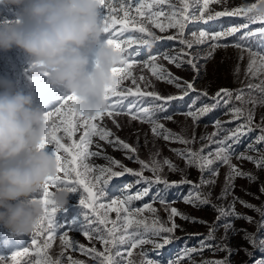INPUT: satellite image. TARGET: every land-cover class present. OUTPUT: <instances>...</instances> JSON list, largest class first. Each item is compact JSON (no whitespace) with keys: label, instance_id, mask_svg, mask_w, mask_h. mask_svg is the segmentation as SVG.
I'll use <instances>...</instances> for the list:
<instances>
[{"label":"snow or ice","instance_id":"6c2138e0","mask_svg":"<svg viewBox=\"0 0 264 264\" xmlns=\"http://www.w3.org/2000/svg\"><path fill=\"white\" fill-rule=\"evenodd\" d=\"M101 8L104 10L103 25L105 36V45L112 47L121 55L119 66L112 69L113 75L116 78L115 85L108 89L105 95L106 108L102 112H98L92 116H83L74 108L75 96L66 95L63 97H54L58 103L56 107L45 113L46 122L49 125V132L45 138L44 147L46 144L55 145V158L57 160V175L49 177L42 191L37 195V199L43 204V216L36 223L31 240V249L29 247L16 251L10 258L0 257V264H21L20 257L35 256L33 264H63V251L61 256L53 259L48 249L52 247V243L57 236L59 237L61 247L64 250L72 249L79 251L83 255L89 256L96 264H159V261L153 259L150 251H158L173 240V234L180 227L175 223V217L179 216L182 220L193 223H207L206 221H196L195 218L180 213L176 208H171L168 216V221H161L156 215L157 209L153 207V203L159 197H151V202L144 203L142 207H133V201L143 200L144 197L150 196V191L153 184H163L166 188L178 186L180 184L192 185V191L185 197V202L192 204L194 207L203 205H211L216 212V221L219 222L227 216H234L236 219H245L252 222V217L242 216L235 212V203L239 199L233 198L232 203L228 208L213 204L210 197L211 193L203 191L204 186L214 185L215 177L219 174V169L212 170V166L217 162L227 165L228 172L225 178V185L218 199H225L230 193V189L234 186L236 177H247L249 180L256 178L247 172L241 171L236 165L232 164L233 144H237L240 138L247 133L253 131L254 111L245 110L243 107L234 106L231 109L233 121H241L234 129L228 130L227 134L220 139H214L218 133L213 132L209 139L216 144L214 151L204 154V146L200 149L186 147L185 149H170L176 153L178 157L185 160L186 167H196L201 178L199 183L188 180L186 177L180 181H169L161 175L164 166H167L171 172H181L183 169L178 168L171 160L165 158L162 162L152 158L145 161L135 155L137 149L125 143L116 137L115 141L109 140V137L114 134L101 127V121L105 115L113 117V114L120 115L122 111L127 109L131 114V119L139 120L141 123L151 125V130L155 136L161 137L165 141L190 145L195 143V136L191 139L180 134L173 133L165 128L161 123L154 119L156 112L166 111L168 105L173 101H183L190 93H197L196 99L200 96H208L206 91L197 92L193 81H184L180 77L174 76L172 73L163 69L158 63V56L162 55L163 59L170 64H175L176 67H181L183 63L191 65L193 71H198L195 58H189L186 61L184 56H190L188 52L181 50L177 56H170L167 53L148 54L143 52L144 48L151 50L152 45L157 41L162 40H178L185 48L191 49L193 42L185 38V30L188 24L192 21H203L205 24L208 21L217 20L221 17H241L242 20L224 29L222 31H208L205 29L199 32H191V36L195 38L196 44H203L206 41H212L211 49L215 50L219 47V41L225 40L228 37H235L239 33L234 47L241 50V59L243 53L247 52L249 62L246 69V75L257 77L264 74V52L253 50L251 43L264 42V15L258 14L260 5L264 4V0H256V3L241 5L233 9H229L227 0H178V4H173L169 0H99ZM167 3L168 10L165 11L163 5ZM225 5L222 11H215L210 8L211 4ZM194 9L190 12V8ZM122 13V15H121ZM163 17V20H161ZM117 25H120L117 29ZM259 25L258 27H252ZM159 29L160 32H165L168 29H175L174 35L159 36L153 31ZM128 33L127 39H122ZM139 33L140 35H135ZM136 46V47H134ZM227 47L228 45H223ZM132 49L131 52L128 49ZM211 55V53H209ZM138 57H146L140 58ZM134 65H139L142 69H147L152 76L158 81H164L173 85L180 90V95L162 96L156 91L142 90L141 84L145 88L154 87L150 80H146L143 75L139 77L133 74ZM239 69L237 68V74ZM48 75V73H44ZM131 80L135 87L122 88L121 85L125 80ZM249 90H258L261 94V99L249 100L248 102L255 107L257 104L264 105V79L258 84L249 83ZM129 96L137 98V101L129 102L124 105V101ZM112 97L117 99L111 104L108 102ZM139 98H151L150 100L140 101ZM245 92L243 89L233 91L222 88L211 97L216 101L211 105L204 104L201 107H195L196 101L193 100L189 106V110L183 115L190 118L193 123L199 121L200 117L211 112L221 100L225 104L233 100L244 102ZM146 104L147 106H143ZM139 105V106H138ZM133 109L135 111H133ZM165 120H172L170 115L164 116ZM93 121H97L94 123ZM113 123L116 121L113 119ZM119 127V124L116 125ZM215 126L221 129V122L216 121ZM260 131L256 143H264V117L258 125H255ZM80 130L82 134L78 140H74L73 136ZM62 131L64 136H58L57 133ZM99 137L100 140L108 143H115L128 150L132 155H128V159L140 165V169L133 170L126 167L120 161L111 157H105L108 160L107 166H93L88 163L89 157L99 156L100 153L90 151L89 146L92 144V138ZM66 138V139H65ZM205 137H201V140ZM64 140L65 142H62ZM67 141H71L68 143ZM99 147V145H97ZM252 146H250V149ZM254 150V149H253ZM158 155V154H157ZM237 159L248 160L256 165L257 168H264V153L258 156L239 154ZM114 167L122 169L115 171ZM145 171L151 172L152 176L144 175ZM211 171L213 179H204L203 173ZM63 173V176L59 175ZM125 174H131L138 177L136 184L144 183L147 187L142 190L131 192L132 184L124 185L121 195L108 197L107 187L109 182L114 177H122ZM56 187L57 190H65L70 192L79 191V204L82 207L80 216L74 218L68 225L59 224L56 221L58 208L53 200V192L50 188ZM261 192H264V185L261 186ZM108 198V202L104 203V198ZM161 204H166V201L160 199ZM246 208H253L262 217L259 222V227L264 228V209L257 208L243 200L239 201ZM167 210V209H166ZM109 213H115V219H111ZM150 213L151 217L145 215ZM82 217V218H81ZM95 225V227H94ZM111 225V227H109ZM103 226V228H101ZM225 230L232 229V224L226 223L223 225ZM67 227L68 231L61 232L60 230ZM73 229L79 230L89 241H99L102 245V250H98L95 246L86 248L85 245L69 238L68 232ZM215 226L209 228L207 238L200 241L199 248L186 247L176 262L170 264H180L181 259L191 260L193 253H202L208 248H218L220 251H226L231 255V249L226 245H212L209 240H215ZM245 238H248L246 234ZM250 242L253 247L257 246V239L252 236ZM152 245V248L146 249L144 246ZM260 246H264V240L259 241ZM123 246V247H121ZM139 249L137 255L139 259H132L133 250ZM247 252V249H245ZM126 253V255L124 254ZM251 255V253H248ZM117 257H120L117 260ZM68 264H85L84 261L68 257ZM202 264H229L227 258L219 260H205ZM256 264H264V260H258Z\"/></svg>","mask_w":264,"mask_h":264},{"label":"rangeland","instance_id":"374dc122","mask_svg":"<svg viewBox=\"0 0 264 264\" xmlns=\"http://www.w3.org/2000/svg\"><path fill=\"white\" fill-rule=\"evenodd\" d=\"M173 4H178V0H169ZM256 3V0H227V7L231 10L235 7L247 4ZM225 5L211 4L210 8L215 11H222ZM165 11L168 10L167 3L163 5ZM190 8V12L194 9ZM24 5H13L0 2V22L18 23L23 16ZM122 15V13H121ZM104 10H100V19L103 20ZM163 20V17H161ZM242 20L241 17H221L217 20L208 21L206 24L203 21H192L188 24L185 30V38L193 42L191 49L185 48L178 40H162L157 41L152 45L151 50L144 48L143 52L148 54L167 53L170 56H177L183 49L184 52H188L190 56H184L186 61L189 58H195L198 71H193L191 65L183 63L181 67H176L175 64H170L167 60L163 59L162 55L158 56V63L163 69L172 73L176 77L182 78L184 81H193L197 92L208 93V96H200L197 100V93H190L184 98L183 101L171 102L166 111L156 112L154 119L165 126V128L171 130L173 133L180 134L186 138L191 139L195 136V143L190 145H183L180 143L165 141L161 137L155 136L151 130V125L148 123H141L138 119H131V114L127 112L125 108L120 115L113 114V117L107 115L99 121L101 127H105L110 130L114 135L109 137V140L115 141L116 137L125 143L131 145L137 149L135 155H138L140 159L149 161L155 158L159 161H163L165 158L171 160L178 168L183 169L181 172H171L167 166H164V170L161 173L163 177L171 181H180L186 177L188 180L195 183L200 182L201 173L196 167H186L185 160L178 157L175 152L170 149H185L186 147H192L194 149H200L204 146V154L210 151H214L216 144L212 142L208 137L213 132H217L218 135L214 139H220L227 134L228 130L234 129L241 121H232L233 117L231 109L234 106L243 107L246 111H254V125L253 131L247 133L240 138L239 143L233 144L234 155L232 157V164L236 165L241 171L251 173L256 179L249 180L247 177H236L234 180V186L230 189L229 195L225 199H218L225 185V178L228 172L227 165H223L217 162L212 166V170L219 169V174L215 177L214 185H206L203 188L205 193H211V201L213 204L228 208L232 203L233 198H239L235 203V212L242 216L252 217V222H248L245 219H236L234 216H227L222 218L219 222L216 221L217 212L211 205H203L200 207H194L192 204L185 202V197L192 191V185L180 184L178 186H172L166 188L163 184H153L150 196L144 197L143 200L133 201V207H142L144 203L151 202V197L156 196L159 193V197L153 203V207L157 209L156 215L161 221H168V216L171 208H176L180 213L195 218L196 221H206L207 223H193L190 221L182 220L179 216L175 217V223L180 227L173 234V240L170 244L166 245L158 251H150V255L153 259L159 261V264H170V262H176L178 257H181L186 247L199 248L200 241L207 238L209 228L215 226V240H209L208 243L212 245H226L231 249V255L226 251H220L218 248H208L203 250L202 253H193L191 260L186 258L180 260V264H202L205 260H219L227 258L229 264H256L258 260H264V246L259 245L260 240H264V228L259 227V222L262 217L253 208L244 207L239 201L243 200L249 204L256 206L257 208L264 209V192H261V186L264 185V168H257L254 163L248 160L237 159L236 157L243 153L245 155L258 156L264 153V143H256L257 137L260 135V131L255 125H258L261 118L264 117V105L257 104L255 107L249 100L261 99V94L258 90H249L247 85L249 83L258 84L260 80L264 79V74H260L257 77L246 75V69L249 62L247 52L243 53V59H241V50L234 47L239 33L235 37H228L225 40H221L219 47L215 50L211 49L212 41H206L203 44H196L195 38L191 36V32H199L201 29L208 31H222L230 26L239 23ZM259 25H253L252 27H258ZM119 29L120 25L116 26ZM159 36L174 35L175 29H168L165 32H160L159 29H153ZM106 35V34H104ZM135 35H140L136 33ZM128 33L122 39H127ZM227 44V47L223 45ZM105 46V36L95 44L86 46L82 51L89 57L88 70L91 72L95 69L96 52L99 48ZM136 47V46H134ZM253 50L264 52V42L251 43ZM129 52L132 49H128ZM211 53V55H209ZM146 58V57H138ZM33 63L32 58L21 48L13 46L8 50H0V92L10 90L12 92H21L25 95H30L33 99V107L38 108L42 113L53 110L58 101L53 99L54 97H63L70 95V93L60 85H54L50 82L47 75L41 74L36 79H33V73L30 71V66ZM119 66V64L117 65ZM237 68L239 72L237 74ZM133 74L137 77L143 75L146 80H150L154 87L145 88L141 84L142 90L156 91L162 96L168 95H180V90L176 89L173 85L164 81H158L152 76L151 72L147 69H142L139 65H134ZM10 85V87H8ZM122 88L135 87L132 85L131 80H125ZM226 88L233 90L234 92L243 89L245 92L244 102L233 100L232 102L225 104L223 100L209 113L200 117L199 121L195 124L190 118H187L183 113L189 110V106L193 100L196 101L195 107H201L204 104H213L216 101L211 97L215 96V93ZM117 98L112 97L108 102L111 104ZM140 101L150 100L151 98H139ZM137 101L136 97L129 96L124 101V105L129 102ZM139 106V105H138ZM143 106H147L143 104ZM133 111H135L133 109ZM170 115L172 120H165L164 116ZM113 119L116 123H113ZM216 121L221 122V129H217L215 126ZM96 123L97 121H93ZM119 124V127L116 125ZM82 131L78 130L73 136L74 140H78ZM58 136H64L63 132L57 133ZM201 137L205 139L201 140ZM66 139V138H65ZM62 142H65L62 140ZM71 143V141H67ZM99 145V147H97ZM250 146L252 148L250 149ZM254 149V150H253ZM49 154L55 156V145L46 144L44 149ZM90 151L99 152L100 155L96 157H89L88 163L93 166H107L108 160L105 157H111L120 161L123 165L133 170H139L140 165L134 160L128 159V155H132L126 149H122L115 143H108L100 140L99 137L92 138V144L89 146ZM158 154V155H157ZM115 171H122L120 168L114 167ZM59 175L63 176V173ZM145 176L151 177L152 173L145 171ZM204 179H213L211 171H205L203 173ZM138 177L131 174H125L122 177H114L107 187L108 197L114 195H121L124 185L132 184L133 188L131 192L142 190L147 187L143 182L136 184ZM53 193L57 191L56 187L50 188ZM160 199L166 201V204H161ZM80 193L79 191L70 192L69 202L63 208L59 209L56 215V221L59 224L68 225L74 218L80 216L82 207L79 204ZM104 203L108 202V198H104ZM167 209V210H166ZM146 216L151 217L150 213H145ZM111 219H115V213H109ZM82 218V217H81ZM232 224V229L225 230L224 224ZM95 227V225H94ZM111 227V225H109ZM103 228V226H101ZM68 231L67 227L60 230ZM32 234L30 235H16L11 233L7 228L0 224V257L10 258L16 251L29 247L31 249ZM248 234V238L245 236ZM69 238L85 245L86 248L95 246L98 250H102V245L99 241H89L81 231L73 229L68 232ZM252 236L257 239V246L253 247L250 242ZM123 247V246H121ZM146 249H151L152 245L144 246ZM247 249V252L245 251ZM63 251V264H68V257L73 259L84 261L85 264H96V261L92 260L89 256L83 255L79 251H73L72 249L64 250L61 247L59 237L52 243V247L48 249L49 255L55 259L61 256ZM139 249L133 250L132 259H139L137 253ZM248 253H251L249 255ZM126 255V253H124ZM21 264H33L36 259L35 256H23L19 258ZM120 257H117L119 260ZM8 264H11L9 260Z\"/></svg>","mask_w":264,"mask_h":264},{"label":"clouds","instance_id":"9594fccd","mask_svg":"<svg viewBox=\"0 0 264 264\" xmlns=\"http://www.w3.org/2000/svg\"><path fill=\"white\" fill-rule=\"evenodd\" d=\"M24 5L18 23L0 22V50L23 49L33 60V79L45 72L50 82L75 96L74 108L92 116L106 108L105 95L116 83L112 69L121 55L110 46L96 52L95 69L82 49L104 36L99 0H0ZM258 14L264 15V4ZM10 87V85L8 86ZM49 132L45 113L19 91L0 92V224L16 235H30L43 216L37 199L49 177L57 175V160L41 147ZM70 191L57 190L58 209Z\"/></svg>","mask_w":264,"mask_h":264}]
</instances>
